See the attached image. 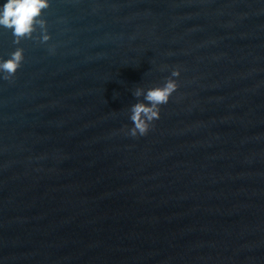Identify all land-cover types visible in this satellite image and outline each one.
<instances>
[{
  "label": "water",
  "instance_id": "obj_1",
  "mask_svg": "<svg viewBox=\"0 0 264 264\" xmlns=\"http://www.w3.org/2000/svg\"><path fill=\"white\" fill-rule=\"evenodd\" d=\"M7 0H0V5ZM0 26V264H264V0H51ZM179 88L145 135L134 91Z\"/></svg>",
  "mask_w": 264,
  "mask_h": 264
},
{
  "label": "clouds",
  "instance_id": "obj_2",
  "mask_svg": "<svg viewBox=\"0 0 264 264\" xmlns=\"http://www.w3.org/2000/svg\"><path fill=\"white\" fill-rule=\"evenodd\" d=\"M51 6V0H7L0 5V26L10 29L14 37V43L19 44L26 38H32L39 29L41 42L51 39L48 31V21L44 17V12ZM24 49L17 48L7 59L0 58V73L3 79L11 80L24 61ZM181 70L176 68L162 86H155L147 89L138 87L134 91V96L140 100L130 108V120L133 126L129 135H145L152 127L153 121L160 117V107L167 104L171 95L179 88V82L173 77H179Z\"/></svg>",
  "mask_w": 264,
  "mask_h": 264
}]
</instances>
